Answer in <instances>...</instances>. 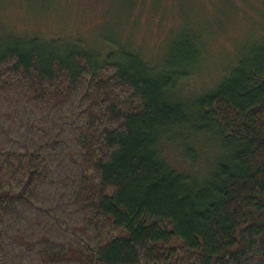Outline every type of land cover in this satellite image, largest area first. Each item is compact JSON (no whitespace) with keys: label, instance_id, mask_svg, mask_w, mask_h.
<instances>
[{"label":"trees","instance_id":"obj_1","mask_svg":"<svg viewBox=\"0 0 264 264\" xmlns=\"http://www.w3.org/2000/svg\"><path fill=\"white\" fill-rule=\"evenodd\" d=\"M258 29L209 73L200 30L0 37V264H264Z\"/></svg>","mask_w":264,"mask_h":264},{"label":"rangeland","instance_id":"obj_2","mask_svg":"<svg viewBox=\"0 0 264 264\" xmlns=\"http://www.w3.org/2000/svg\"><path fill=\"white\" fill-rule=\"evenodd\" d=\"M166 1L168 5L162 3L157 8L158 0H0V37H27L38 32L46 38L83 39L85 43L102 33L108 39H120L125 48L156 59L162 54L159 50L165 52L183 32L200 30L209 73L214 70L217 52L229 57L235 43L246 36L255 37L249 34L259 33L264 23L256 8L259 0H251L255 7L244 0H229L233 6L223 0Z\"/></svg>","mask_w":264,"mask_h":264}]
</instances>
